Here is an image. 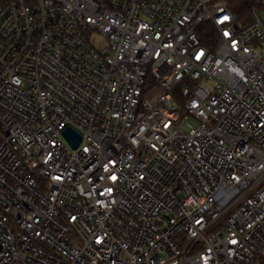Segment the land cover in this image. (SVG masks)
Returning a JSON list of instances; mask_svg holds the SVG:
<instances>
[{
	"label": "built area",
	"instance_id": "1",
	"mask_svg": "<svg viewBox=\"0 0 264 264\" xmlns=\"http://www.w3.org/2000/svg\"><path fill=\"white\" fill-rule=\"evenodd\" d=\"M0 264H264V0H0Z\"/></svg>",
	"mask_w": 264,
	"mask_h": 264
},
{
	"label": "trees",
	"instance_id": "2",
	"mask_svg": "<svg viewBox=\"0 0 264 264\" xmlns=\"http://www.w3.org/2000/svg\"><path fill=\"white\" fill-rule=\"evenodd\" d=\"M225 3L242 25L251 23V13L257 7V0H225Z\"/></svg>",
	"mask_w": 264,
	"mask_h": 264
},
{
	"label": "water",
	"instance_id": "3",
	"mask_svg": "<svg viewBox=\"0 0 264 264\" xmlns=\"http://www.w3.org/2000/svg\"><path fill=\"white\" fill-rule=\"evenodd\" d=\"M64 137L66 140L73 146V148H77L81 143V136L76 133L74 130L67 128L64 133Z\"/></svg>",
	"mask_w": 264,
	"mask_h": 264
},
{
	"label": "snow or ice",
	"instance_id": "4",
	"mask_svg": "<svg viewBox=\"0 0 264 264\" xmlns=\"http://www.w3.org/2000/svg\"><path fill=\"white\" fill-rule=\"evenodd\" d=\"M224 19H225V20H227L228 18H227V17H225ZM113 179H114V177H113Z\"/></svg>",
	"mask_w": 264,
	"mask_h": 264
}]
</instances>
